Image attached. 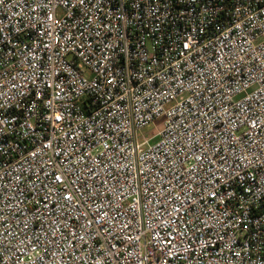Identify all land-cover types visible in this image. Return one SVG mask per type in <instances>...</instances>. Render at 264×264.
<instances>
[{
	"label": "built area",
	"instance_id": "2783aa9c",
	"mask_svg": "<svg viewBox=\"0 0 264 264\" xmlns=\"http://www.w3.org/2000/svg\"><path fill=\"white\" fill-rule=\"evenodd\" d=\"M0 264H264V0H0Z\"/></svg>",
	"mask_w": 264,
	"mask_h": 264
},
{
	"label": "rangeland",
	"instance_id": "374dc122",
	"mask_svg": "<svg viewBox=\"0 0 264 264\" xmlns=\"http://www.w3.org/2000/svg\"><path fill=\"white\" fill-rule=\"evenodd\" d=\"M155 124H159V121L155 122ZM153 128H154V125H150L149 127H147V128L142 130V134L152 133L153 132Z\"/></svg>",
	"mask_w": 264,
	"mask_h": 264
}]
</instances>
